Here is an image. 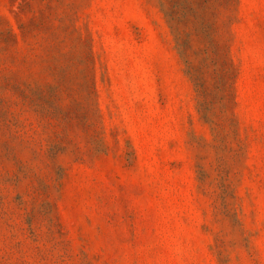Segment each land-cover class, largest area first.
I'll list each match as a JSON object with an SVG mask.
<instances>
[{"label": "rangeland", "instance_id": "rangeland-1", "mask_svg": "<svg viewBox=\"0 0 264 264\" xmlns=\"http://www.w3.org/2000/svg\"><path fill=\"white\" fill-rule=\"evenodd\" d=\"M0 264H264V0H0Z\"/></svg>", "mask_w": 264, "mask_h": 264}]
</instances>
